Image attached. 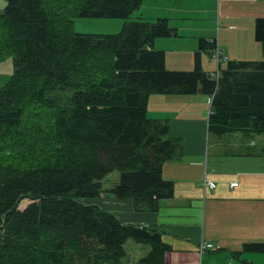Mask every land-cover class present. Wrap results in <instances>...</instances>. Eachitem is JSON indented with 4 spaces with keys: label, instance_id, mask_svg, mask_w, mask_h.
<instances>
[{
    "label": "trees",
    "instance_id": "obj_1",
    "mask_svg": "<svg viewBox=\"0 0 264 264\" xmlns=\"http://www.w3.org/2000/svg\"><path fill=\"white\" fill-rule=\"evenodd\" d=\"M141 1L6 0L0 56L10 50L13 71L0 87V264H121L129 239L150 247L135 264H166L159 232L80 201L108 192L154 211L173 195L162 165L181 142L147 115L152 93L209 95L213 135L264 133V17L254 26L262 59L221 60L217 75L200 62L214 41H201L193 69L165 68L153 43L176 34L166 18L125 21L116 34L72 28L75 16L126 19ZM63 88L69 101L50 95ZM42 105L49 123L36 117ZM243 249L264 252V243Z\"/></svg>",
    "mask_w": 264,
    "mask_h": 264
},
{
    "label": "crops",
    "instance_id": "obj_2",
    "mask_svg": "<svg viewBox=\"0 0 264 264\" xmlns=\"http://www.w3.org/2000/svg\"><path fill=\"white\" fill-rule=\"evenodd\" d=\"M146 4L151 8L147 17L166 18L176 30L153 43L164 51L166 69L191 70L201 41H214L223 62L258 59L260 42L254 38V26L256 18L264 17V0H148ZM172 52L177 57H171ZM211 53L200 50L201 66L216 72L218 63ZM206 58L208 66L215 63L214 70L204 68ZM210 99L200 91L149 96L147 115L166 120L169 137L181 142L180 154L162 165L163 178L173 181V195L161 199L156 210L137 209L132 199L104 192L84 203L111 212L123 223L159 232L169 246L166 264H264V252L243 249L247 243H264V158L227 150L228 145L232 149L243 143L238 135L218 137L208 131ZM205 180L214 181L215 187L205 185ZM232 181L237 185L232 187ZM202 241L217 248L205 249L202 255ZM124 249L121 264H135L150 247L129 239Z\"/></svg>",
    "mask_w": 264,
    "mask_h": 264
},
{
    "label": "rangeland",
    "instance_id": "obj_3",
    "mask_svg": "<svg viewBox=\"0 0 264 264\" xmlns=\"http://www.w3.org/2000/svg\"><path fill=\"white\" fill-rule=\"evenodd\" d=\"M145 0L144 3L141 4V6L139 8H137L135 11H133L128 18H89V17H73L71 19V21L73 22L72 24V28L75 32L78 33H87V34H116L118 32H120L122 25L125 21H131V20H143V21H154L155 18L153 17H147V14H149V10L151 8H149V6L146 4ZM6 5V0H0V13H2V11L4 10V7ZM147 17V18H146ZM162 40V39H161ZM163 41V40H162ZM259 43V42H258ZM157 46H161V45H157ZM259 50L260 52L258 53V59L257 60H251V61H258L262 59V46L261 43H259ZM171 57H177V54L175 53H171L170 54ZM183 55V54H182ZM172 58L170 61V63H172L173 59ZM209 58H206V62H205V69H215L213 67V65L215 63H213L212 66H208L207 62H208ZM226 65V62L221 63V68H224ZM193 67V66H192ZM191 67V69H192ZM13 71V61H12V53L9 51L4 52L1 56H0V87H2L4 84H6V82L8 81L10 74ZM53 91V90H52ZM51 91V96L55 95L57 98H59L62 102H67L70 100V97L72 95V92L66 89H56L55 91L52 92ZM50 93V92H49ZM157 94V93H155ZM46 105H42L38 108V113L36 115L37 118L39 117H44L47 122H50V116L45 113L44 107ZM49 106V105H47ZM51 107V106H50ZM53 109V107H51ZM40 120V119H39ZM229 135H238L239 137L242 138H236L239 142L242 141L243 143L241 145H232L233 148H230V145L226 146L227 150L229 151H242V152H251V153H260V152H264V133H248V134H244L242 132H234V133H228V134H224L222 136H218V137H225V136H229ZM42 138L37 135L35 136V139L33 140V142L35 143V145H37V147L39 148L40 146V142H41ZM47 147V144H42L41 145V149L44 150ZM41 150V151H42ZM105 194H107L108 196H112L111 193L108 192H104ZM90 200V198H81L80 201L84 202L85 200ZM30 202V200L28 199H23L20 204H19V208L22 209L24 208L28 203Z\"/></svg>",
    "mask_w": 264,
    "mask_h": 264
},
{
    "label": "built area",
    "instance_id": "obj_4",
    "mask_svg": "<svg viewBox=\"0 0 264 264\" xmlns=\"http://www.w3.org/2000/svg\"><path fill=\"white\" fill-rule=\"evenodd\" d=\"M213 56L216 59L217 63L219 61H221V60H225V57L220 53V51L217 48L215 49V51L213 53ZM217 71H218V69H217ZM217 71H216L215 75H217ZM204 184L208 185L209 187H212V188L215 187V183L212 180H205ZM230 185L233 187V186L237 185V182L236 181H232V182H230ZM199 247H200V250H201L200 253H202V255H203V252H204L205 249H216L217 248L213 243H211L209 241H202L199 244ZM198 264H202V263L199 262Z\"/></svg>",
    "mask_w": 264,
    "mask_h": 264
}]
</instances>
